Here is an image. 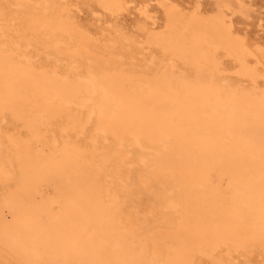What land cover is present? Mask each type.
Wrapping results in <instances>:
<instances>
[{
	"label": "bare ground",
	"instance_id": "obj_1",
	"mask_svg": "<svg viewBox=\"0 0 264 264\" xmlns=\"http://www.w3.org/2000/svg\"><path fill=\"white\" fill-rule=\"evenodd\" d=\"M8 2L16 11L0 3L1 261L227 264L242 249L264 252V89L223 74L221 50L244 78L259 76L249 46L225 35L224 16L166 9V29L141 40L163 56L137 69V53L132 67L126 54H108L115 43L93 50L66 1ZM33 42L42 66L28 55ZM135 187L153 198L148 215L122 213Z\"/></svg>",
	"mask_w": 264,
	"mask_h": 264
},
{
	"label": "rangeland",
	"instance_id": "obj_2",
	"mask_svg": "<svg viewBox=\"0 0 264 264\" xmlns=\"http://www.w3.org/2000/svg\"><path fill=\"white\" fill-rule=\"evenodd\" d=\"M64 1H66V3H67L66 6L68 7L69 12L72 10L71 11L72 13L71 14L69 13V14L71 16L74 15L75 18L73 16L72 17H73V20L75 21V24H77V25L79 24L78 26L81 25L83 27L82 28L80 26L78 28L79 29H83V30L85 28L84 31H86V29H87L86 32L87 33L90 32L91 36L90 35L89 36L91 38V40H90L91 47H92V44L96 47L95 48L93 46L94 47V48H92L93 50L98 52L100 50V48L97 49L99 46L101 47V49H104L106 47V49H104V52H105V50L113 48V46H115V44H116V47L114 49H116L118 46H119L118 48L120 49L124 42H126V44L128 42V43H130V45L132 44V47L129 46V44H127L130 47L131 52L129 51L128 46H127V49L124 48L125 44L122 46L123 49L125 50V52L123 51L122 48L120 50L119 49H116V50L113 49L114 50L113 53H112L113 50H111L109 53L107 51L106 52L109 55L111 54V56L114 55L115 51H116L115 54H117V53L118 54L121 53V55H123V54L125 55L126 54L125 56L128 59L126 60L125 57H123V59H124V61L126 60L125 65H130V66L134 63L135 60L138 59V58L135 59V58L132 57V55L135 56L136 53H137V55H139V57H140L138 59L139 61L138 62L135 61L136 63H134V65H136V67L140 64L139 65L140 67L139 68L137 67V69H140V68L142 69L143 65L145 64L144 60L149 59V57H151V55H155L156 60L161 59L160 56L162 54L161 53L162 50L159 49V47H157V46H155L156 50H154L155 48L152 47L154 45H150L152 48L148 49L149 47H147L146 45L149 46V44L144 43V42L146 41V39H147L149 34L160 33V32H163L166 29L165 28L166 18H167L166 9L174 7L175 9H179L183 13H186V15H190L191 12L193 13L194 11H197L199 9L198 10L199 11V15L200 16L203 15V17L207 18V19H211L212 17L219 18V17L224 16L225 17L224 19H225V22H226L227 26L232 31V32H225L224 31L225 35L226 36L228 34H231L230 36L236 35L239 39H242L246 43L247 46H249L248 48H250L249 50L252 51V52H250L251 56H250V54L248 55V65L253 66V68L256 65V69L258 68L257 70H259V71H257L258 74H259L258 77H261V75H262V77L264 76V74L260 75V73H264V71H263L264 70V0H242V1L241 0H238V1L237 0H117L119 2H123L122 8L118 9V8L112 7L111 10L105 8L103 6V4L100 2L101 0H77V1L76 0H69V1L68 0H64ZM111 1L116 3V0H111ZM0 3L2 4V6H3V4H6V5H4V8H6V9L9 8L8 11H7L9 14H10V12L13 9L11 14L8 15V16H12V14L16 11L14 9V7H12V5L8 2V0L5 1V3H4L3 0H0ZM7 3H9V5ZM74 5L76 7H73ZM229 5H230V7H229ZM70 6H72V7H70ZM11 7H12V9H11ZM92 13H93V15H92ZM105 14H106V16H105ZM98 20H100V21H98ZM13 22L15 23V21H12V23ZM107 25L108 26L110 25V26L108 27ZM105 26H107V27L104 28ZM146 32H147V34H146ZM116 34H118V35H116ZM104 36H106V38ZM124 36H125V38H124ZM17 37L18 36L13 37V39L20 41L21 39L19 37H18V39H16ZM103 38H104V40H103ZM110 38H111V41H110ZM93 39L97 40V43H95V41H93ZM113 39L115 40V42H113L114 41ZM136 39L139 40L138 41L139 43H140V41L142 39H144V40H142L144 42L141 41V43L138 44L136 42L137 41ZM98 40H99V42H98ZM106 40H107L108 44L105 43ZM133 40H134V42H133ZM118 41H119V43H118ZM98 43H99V45H97ZM100 43H101V45H100ZM102 43H105L107 46L102 44ZM135 43H137V44H135ZM142 43H144V44L142 45ZM117 44H119V45H117ZM134 44L137 46V48L139 50H137V48H134V46H135ZM108 45L109 46L111 45V46L108 47ZM141 45L143 47L145 45L146 47L143 48ZM33 46L36 47L37 45L35 46V43H34V45H32L30 47L32 48ZM30 47H28V50L31 49ZM36 48H35L36 50L35 49L33 50V48H32V50H30V51H33V52H30L28 55L30 57L32 56V58H33V56L35 58L36 55H37L39 60H43L44 58L46 59L45 54L43 55L42 54L43 52L41 53L42 50H39L38 47H36ZM145 48L148 49L146 51H149V53L145 52V50H144ZM157 50H161V51L158 53ZM34 51L37 52L38 54L34 53ZM122 51H123V53H122ZM99 52L102 53L103 50H102V52H101V50ZM127 52H128V54H127ZM156 52H157V54H155ZM100 53H97V54L99 55ZM138 53H141V54H138ZM142 53H143L144 57L142 56ZM144 53H146V54L144 55ZM223 53H224V51H222V50H221V53L219 52V56H221V54H222V58L220 57L219 61H220V63L222 62L221 63V67H222V69H224L223 70V74H225L226 77H228L230 79L240 78V81H242V84L244 83L243 81L246 80L245 82L248 81L247 83H245L246 87L249 86V88H252V87L256 88L258 86L256 88L257 90L260 89V88L262 90L264 89L263 88L264 87V79L262 77L261 78L257 77V79H256L257 83H254V81H252L249 78H246V77L244 78V76H242L240 74V68L241 67H239L240 66L239 62L233 56L228 55L227 53H224V56H223ZM103 54H105V53H103ZM130 54H131V56H130ZM254 54H256V56H253ZM41 55H43V57ZM111 56H109V57H111ZM129 56H130V59L133 58L134 61L133 60H129ZM145 56L148 57V58L144 59ZM162 56H163V54H162ZM37 57H36V59H37ZM114 57L117 58V56H115V55H114ZM228 57H230V58L228 59ZM140 59H142V60L140 61ZM221 59H223V61ZM230 59L232 61H230ZM233 59H234V61H233ZM258 59H259V61H258ZM39 60L37 59L38 62H36V60H35L34 63L36 62L35 64L38 65L40 63ZM253 60H255V61H253ZM44 61H46V60H44ZM129 61H131L133 63L131 64V62H129ZM259 62H261V63H259ZM45 63L41 61V63L38 66H42ZM64 64H62L61 66L63 67V65H64L63 68L66 69V67H67L66 71L69 70L68 69V67H69L68 62H67V64L66 63H64ZM179 64L180 63L177 64L179 66V68H177V69H181L182 70V68L180 66L181 64L180 65ZM222 64L224 65V67L226 66L225 68H229V69L226 70L225 68H223ZM232 64H233V66H231ZM49 65H52V63L49 62ZM258 65H259V67H257ZM232 68H234V69H232ZM229 73H230V75H232V73H233V75L230 76ZM234 74H236V76ZM235 77H237V78H235ZM259 91H261V90H259ZM3 126H4V130H6L8 132H13L14 128H15V126L11 122H9L8 124L5 123ZM60 128L61 127H59V124H58V126L55 127V132L56 131L58 132V129L60 130ZM70 135H71L72 139H78V140L81 139V141L85 140L84 142H86V140L88 141V138L90 136L87 133H85V134H83L81 136H77L75 134V132L74 133L71 132ZM135 190H137V188L133 190L134 192L129 193V194H127L124 197V199L126 200V203H125V205L123 207V212L122 213L123 214H129L130 213V214H133L135 216V212L140 210L139 212L136 213L138 215V217H142L143 213H144V215H146V214L148 215L149 210L152 208L150 206H153L152 203L150 204V202L153 201L152 200L153 198L151 196H149L148 192L145 191V190H139L138 192L135 191ZM132 195L135 198L136 197L137 198L135 199L134 197H132ZM148 196L150 197V201L148 199ZM130 198H131V200H130ZM137 200H139V202ZM131 201H132V203H131ZM144 205H148V206H146L147 208ZM127 209H128V211H127ZM144 209L146 210V212H145ZM142 210H143V212H142ZM126 211H127V213H124ZM139 213H140V215H139ZM252 249H253V251H251ZM252 249L251 250L247 249L249 251H247L246 249H244V250L242 249V250H239V251L235 252L236 255L234 254L233 257H231V259H235V257H236V259L235 260H231L230 259L227 264H233V263H230L231 261L232 262L235 261L234 264L235 263L239 264L240 261H241V263L243 262L242 264H264V261H263L264 260V252H263L262 248L254 247ZM245 254L247 256H245ZM261 258H262V260H261ZM202 260L205 261V262H203L205 264L206 263L207 264H213L209 258L202 257L201 260L199 259V261H201V262H202ZM246 260L248 261V263L246 262ZM4 263L5 262L0 260V264H4Z\"/></svg>",
	"mask_w": 264,
	"mask_h": 264
}]
</instances>
